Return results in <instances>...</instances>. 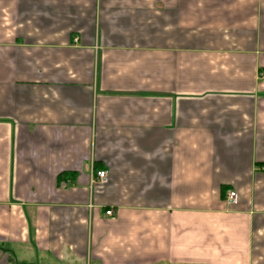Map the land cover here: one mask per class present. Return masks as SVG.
Segmentation results:
<instances>
[{"label": "crops", "instance_id": "crops-1", "mask_svg": "<svg viewBox=\"0 0 264 264\" xmlns=\"http://www.w3.org/2000/svg\"><path fill=\"white\" fill-rule=\"evenodd\" d=\"M263 74L264 0H0V264H264Z\"/></svg>", "mask_w": 264, "mask_h": 264}, {"label": "built area", "instance_id": "built-area-1", "mask_svg": "<svg viewBox=\"0 0 264 264\" xmlns=\"http://www.w3.org/2000/svg\"><path fill=\"white\" fill-rule=\"evenodd\" d=\"M263 77H264V74H263ZM107 173H108L107 170H98V171L96 172L97 179H98L99 181H101V182L106 181V179H107ZM227 199H228V202H229V203H235V202L237 201V192L234 191V190H230V191L228 192ZM105 213H106L107 215H112V214H113V210H112V209H107V210L105 211Z\"/></svg>", "mask_w": 264, "mask_h": 264}, {"label": "trees", "instance_id": "trees-1", "mask_svg": "<svg viewBox=\"0 0 264 264\" xmlns=\"http://www.w3.org/2000/svg\"><path fill=\"white\" fill-rule=\"evenodd\" d=\"M18 264H32V263H18Z\"/></svg>", "mask_w": 264, "mask_h": 264}]
</instances>
